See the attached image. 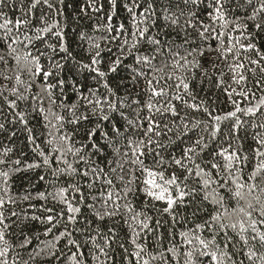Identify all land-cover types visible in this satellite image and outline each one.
Instances as JSON below:
<instances>
[{"label":"snow or ice","instance_id":"obj_1","mask_svg":"<svg viewBox=\"0 0 264 264\" xmlns=\"http://www.w3.org/2000/svg\"><path fill=\"white\" fill-rule=\"evenodd\" d=\"M0 133V264H264V0H0Z\"/></svg>","mask_w":264,"mask_h":264},{"label":"trees","instance_id":"obj_2","mask_svg":"<svg viewBox=\"0 0 264 264\" xmlns=\"http://www.w3.org/2000/svg\"><path fill=\"white\" fill-rule=\"evenodd\" d=\"M70 11V9H69ZM198 94V99L206 100L210 105L217 108V111H227L231 109V105L228 103L227 97L220 91L214 88H209L207 85L204 86L203 90L199 87L196 88ZM200 115V114H197ZM5 135L0 133V143L8 146V141L5 139ZM26 134L23 132H18L15 138L16 143L14 147L22 148L24 147ZM28 149H25L27 151ZM43 174V173H41ZM25 190H29L35 196L38 191H51L52 189L48 187L47 181L38 182L35 172H22L17 176L13 177V192L23 193ZM39 205V201H34ZM22 207L27 208V204L22 205ZM19 210V208L17 209ZM29 211H32L29 209Z\"/></svg>","mask_w":264,"mask_h":264}]
</instances>
